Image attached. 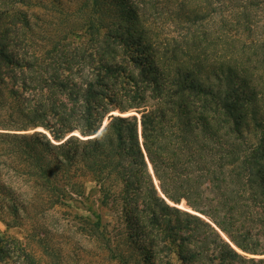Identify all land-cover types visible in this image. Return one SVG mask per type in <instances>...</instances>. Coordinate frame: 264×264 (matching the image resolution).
Here are the masks:
<instances>
[{
	"label": "trees",
	"instance_id": "16d2710c",
	"mask_svg": "<svg viewBox=\"0 0 264 264\" xmlns=\"http://www.w3.org/2000/svg\"><path fill=\"white\" fill-rule=\"evenodd\" d=\"M81 2L96 60L55 49L23 65L0 44L9 80L26 67L33 91L11 92L31 121L0 133L16 174L0 178V205L18 216L80 204L114 264H264V0H178L168 38L129 0ZM27 128L49 135L16 133ZM182 200L192 212L167 202Z\"/></svg>",
	"mask_w": 264,
	"mask_h": 264
},
{
	"label": "rangeland",
	"instance_id": "374dc122",
	"mask_svg": "<svg viewBox=\"0 0 264 264\" xmlns=\"http://www.w3.org/2000/svg\"><path fill=\"white\" fill-rule=\"evenodd\" d=\"M51 1L0 0V44L7 43L13 58L23 61V65L25 62L39 60V57L51 60V51L55 49L67 52L74 49L73 52L77 51L80 55L85 53L83 56L85 60H96L99 55L98 44L89 39L82 27L80 10L84 3L81 0H58V4L53 5ZM174 1L129 0L149 18L150 22L147 24L151 30L163 33L161 38L176 36L178 33L177 24L173 23L178 0ZM77 64L82 66L83 62ZM76 69L74 74L77 76L78 73L86 71L79 70L78 66H75L74 70ZM6 74V68L0 67V133H14L15 131H11L13 128L27 127L31 119L29 115L17 114L15 103L17 98L14 99L11 92L12 90L18 92L19 97L25 101L33 91L29 87L32 84L23 83L29 74L28 68L22 67L20 71H15L13 73L15 78L12 80H9ZM50 74L51 72L45 75L48 77ZM45 75L42 78H45ZM14 80L16 81L13 82ZM128 115L137 118L138 140L146 160L141 139L140 115L136 112ZM27 129L16 133L30 136L36 132H44L49 135L42 128ZM72 135L78 134L74 132ZM146 162L154 185L163 197L148 160ZM9 165L0 151V178H4L3 180L9 176L11 180L15 178L14 166ZM86 188L89 191L94 186L87 182ZM89 194L91 210L102 212L104 220L111 225L115 223L113 214L102 210L94 203L97 199L96 192L90 191ZM17 196L15 192V197ZM167 202L181 210L192 212L184 200L178 205ZM76 212L86 214L80 204H74L72 208L32 207L27 209L26 214L20 210L18 216H14L11 210L0 205V264H30L31 259L38 264H114L104 257L100 244L85 233L86 226L77 219Z\"/></svg>",
	"mask_w": 264,
	"mask_h": 264
},
{
	"label": "water",
	"instance_id": "95a60500",
	"mask_svg": "<svg viewBox=\"0 0 264 264\" xmlns=\"http://www.w3.org/2000/svg\"><path fill=\"white\" fill-rule=\"evenodd\" d=\"M147 160V159H146ZM197 215V214H196ZM224 239H226V241H228V239L223 235ZM229 242V241H228Z\"/></svg>",
	"mask_w": 264,
	"mask_h": 264
},
{
	"label": "bare ground",
	"instance_id": "6f19581e",
	"mask_svg": "<svg viewBox=\"0 0 264 264\" xmlns=\"http://www.w3.org/2000/svg\"><path fill=\"white\" fill-rule=\"evenodd\" d=\"M106 122H104L103 124H105Z\"/></svg>",
	"mask_w": 264,
	"mask_h": 264
}]
</instances>
